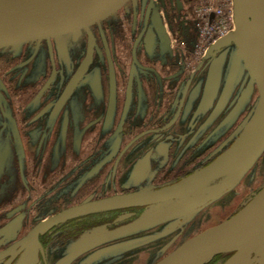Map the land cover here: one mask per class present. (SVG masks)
I'll return each mask as SVG.
<instances>
[{"label": "rangeland", "instance_id": "obj_1", "mask_svg": "<svg viewBox=\"0 0 264 264\" xmlns=\"http://www.w3.org/2000/svg\"><path fill=\"white\" fill-rule=\"evenodd\" d=\"M157 1L163 26L155 21L156 15L150 10L151 21L146 27L134 25L148 11V0H128L116 12L89 26L96 55L85 78L71 91L66 89L67 79L84 54L88 39L85 29L0 48V228L14 218L21 219L15 227L21 229L20 234L9 241L26 238L39 222L84 202L157 190L186 179L193 173L174 181L168 178L172 174L166 173V169L190 164L187 162L190 157H196L191 163L199 164L208 154L220 151L215 160L233 144L256 111L257 91L249 73L236 58L234 48L226 46L218 51L216 69L209 67L213 58L210 46L222 34L232 32L233 26L223 24L219 31L206 36L202 34L201 26L205 25L207 18L213 21L215 16L212 13L205 15V11L199 12V9L210 1L174 0L173 12L167 11L164 0ZM167 7L171 8L170 5ZM149 31L157 32L160 45L166 39L174 44L176 35L182 36L190 42L188 50L198 57L197 62L206 59L203 62L209 68L206 73L197 74L200 82L196 84V91H201L203 101L198 124L201 135L195 139L185 138L179 152L164 162L165 170L136 179L134 166L146 149L143 138L131 148L122 150L111 177L112 155H116L125 142L118 143L114 139V121L106 124L101 118L105 83H102L103 94L93 87L94 75L103 78L105 72L101 40L109 42L112 55L122 64L123 70L130 58V41ZM140 46L138 44L133 52L138 55L149 52ZM52 66H57L56 88L66 94V98L59 106L49 105L44 114L37 117L38 104L42 100H37L30 90L36 86L35 77ZM9 85L18 93L12 94ZM64 111L70 120L67 137L61 138L59 132ZM133 126L137 128L133 130ZM186 127L192 128V123ZM139 128V123L127 124L120 136L127 141ZM103 136L101 147H97ZM100 148L93 164L90 158ZM187 148L193 153L189 154L191 151ZM263 183L264 146L238 181L209 202L189 211L182 206L175 209L178 205L175 201L144 206L134 221L128 222L125 218L131 212H122L120 221L125 223L115 231L104 232L106 238L113 236L114 232L126 233L118 243L91 259L83 248L86 239L91 240L95 233H101L99 231L107 227L98 224L75 237L63 236L61 243H55L52 249L55 253L52 254V264H155L187 239L228 219ZM230 252L215 255L204 264H218Z\"/></svg>", "mask_w": 264, "mask_h": 264}, {"label": "flooded vegetation", "instance_id": "obj_2", "mask_svg": "<svg viewBox=\"0 0 264 264\" xmlns=\"http://www.w3.org/2000/svg\"><path fill=\"white\" fill-rule=\"evenodd\" d=\"M164 3L167 11L173 12L172 4H174V0H164ZM147 5L148 11L143 13L138 23L134 25L146 27L151 21L150 10L156 15L154 17L155 21L160 26H163V17L159 16V2L157 0H148ZM167 5H170L171 8H168ZM89 34H91L90 31L89 33L86 32L88 39L85 43L84 54L78 59L67 79V91H71L79 85L94 61V40ZM146 34L153 35L150 41L145 40ZM174 40V44H170V40L166 39L160 45L157 32L155 31L144 32L142 37L136 36L132 38L128 46L130 51V58L127 61L128 66L123 68V70L122 64L112 55L109 42L106 39L101 40V53L104 59L105 72L103 78L99 74L94 75L93 87L96 92L103 94L102 83H105V102L101 118L106 124L113 120L115 131H113L112 135L114 139L118 143L120 141L125 142L116 155H112L114 159L111 177L115 174L116 168L114 169L113 167L118 164L122 156V150L126 147L131 148L143 138L146 141V149L142 156L136 160L134 166V177L136 179L146 178L152 172H157L158 174L163 169L165 170L166 165L164 162L171 160L170 158L176 154V151L179 152L185 138L192 137L195 139L196 136L201 135L198 124L203 101L200 99L201 91H196V84L200 82L197 79V74L206 73L209 67L212 70L216 69L215 58L219 53L218 51L224 47L218 51H211L213 58H211V64L207 67L203 62L206 59L197 62L198 57L188 50L189 45L187 44L190 43L188 40L177 35ZM138 44L141 45V48L149 49V52L143 55L133 52L136 51ZM186 45L188 47H185ZM228 46L235 50L233 44ZM123 66L126 67V65ZM190 66H194V68L189 69ZM56 77L57 66H52L49 71L47 70L42 75L35 77L36 86L30 91L37 100H42V103L38 104L37 117L42 116L46 111L45 109L51 105L59 106L63 104L66 98V94L60 93L61 91L56 88ZM9 88L12 94L18 93L13 87L10 86ZM65 110L67 109L65 108ZM66 112H63L61 121L59 132L61 138L67 137L68 120L70 119ZM138 123L140 124L138 132H135L127 141H124L120 135L123 131L125 132V126ZM189 123H192V128L190 129L186 127ZM136 128V126H133V130ZM104 138V136L100 138L97 147H101L100 145ZM100 150L101 148L91 158L87 156L93 164L96 160L94 156ZM160 150L161 152H159ZM187 150L191 151L189 154L193 153L189 148ZM219 152L214 151L208 154L207 158L199 164L191 163L196 157L194 159L190 157L187 161L190 164H185L184 166L178 164L175 167L166 169V173L172 174V177L168 178H172L171 180L175 181L200 170L209 165ZM160 164H162V167H159ZM87 200L90 199L88 198ZM142 209H144V206L115 208L82 214L58 222L43 233L38 234V244L35 245L33 260L26 264H52V254H55L52 249L56 246L55 243H61L60 239L63 236L66 238L75 237L87 228L89 229L98 224L104 227V224H106V229L99 231L101 233H95V237L92 235L91 240L86 239L83 250L88 253L91 259H94L104 253L111 245L118 243L122 236L126 234L121 235L114 232L113 236L106 238L104 232L115 231L123 223L134 221L135 216ZM125 211L131 213L125 218V222L122 223L120 218L122 212ZM20 220V218H14L9 222L11 224L7 226L10 227L9 229L0 230V264H19L24 255L25 248L21 247V242L25 238L13 242L9 241V239L20 234L21 229L15 228ZM179 223L180 221L177 222V225ZM62 224L65 225L61 226ZM230 256L231 253H227L218 264H223Z\"/></svg>", "mask_w": 264, "mask_h": 264}, {"label": "water", "instance_id": "obj_3", "mask_svg": "<svg viewBox=\"0 0 264 264\" xmlns=\"http://www.w3.org/2000/svg\"><path fill=\"white\" fill-rule=\"evenodd\" d=\"M128 0H0V48L85 29L120 9ZM233 31L220 37L210 51L233 44L258 93V106L233 144L209 165L166 187L88 201L51 216L35 225L21 242L25 248L19 264L33 260L37 236L52 225L74 216L114 208L149 206L175 201L189 211L209 202L234 185L264 146V0H232ZM157 12V11H156ZM158 20V19H157ZM152 34H146L150 41ZM147 38V39H146ZM220 177V178H219ZM189 209V210H188ZM247 233L234 245L229 264L258 236L264 240V183L232 216L187 239L155 264H175L174 260L195 246L185 264H204L226 241ZM258 264H263L257 261Z\"/></svg>", "mask_w": 264, "mask_h": 264}, {"label": "bare ground", "instance_id": "obj_4", "mask_svg": "<svg viewBox=\"0 0 264 264\" xmlns=\"http://www.w3.org/2000/svg\"><path fill=\"white\" fill-rule=\"evenodd\" d=\"M246 234L247 233H242L233 236L231 239L226 241V243H224L222 247L212 257L233 248L236 244H239L245 238ZM195 247L196 245L185 251L184 254L178 256L173 263L185 264L188 261L189 256ZM257 261L262 262L264 264V240L262 235L254 239L250 246L249 253L247 249H244L229 264H255Z\"/></svg>", "mask_w": 264, "mask_h": 264}, {"label": "built area", "instance_id": "obj_5", "mask_svg": "<svg viewBox=\"0 0 264 264\" xmlns=\"http://www.w3.org/2000/svg\"><path fill=\"white\" fill-rule=\"evenodd\" d=\"M208 1L210 2H208L206 5L204 4L203 5L204 7L200 8L199 12L200 10L205 11L204 12L206 13L205 15L212 13L215 16V19H212L213 21H209L210 18H207L205 25L201 26L202 34L206 36L211 35L213 32L219 31L221 25L223 24H229L230 27L234 26L232 0H208ZM228 33L229 31L222 34V37Z\"/></svg>", "mask_w": 264, "mask_h": 264}, {"label": "trees", "instance_id": "obj_6", "mask_svg": "<svg viewBox=\"0 0 264 264\" xmlns=\"http://www.w3.org/2000/svg\"><path fill=\"white\" fill-rule=\"evenodd\" d=\"M10 224H11V223H8V224H6V226L1 227L0 230H1V231H4V230L7 229V228L9 229L10 227H7V226L10 225Z\"/></svg>", "mask_w": 264, "mask_h": 264}]
</instances>
